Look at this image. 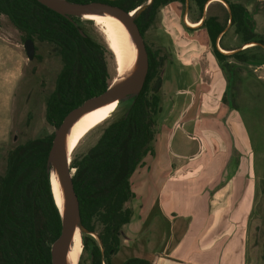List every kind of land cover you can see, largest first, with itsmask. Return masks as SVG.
Here are the masks:
<instances>
[{"label":"trees","instance_id":"1","mask_svg":"<svg viewBox=\"0 0 264 264\" xmlns=\"http://www.w3.org/2000/svg\"><path fill=\"white\" fill-rule=\"evenodd\" d=\"M66 1L102 3L128 13L143 7L134 20L142 37L156 19L159 8L170 3L184 6L191 1L199 11L200 27L206 31L221 70H231L225 62L228 58L240 63L250 59L235 51L227 56L217 50V39L224 33V27L216 17L202 18L204 7L211 0H151L148 6L147 0ZM223 2L227 6L226 20L234 27L242 45L264 48V37L254 32V21L246 8ZM0 16L21 34L23 41L48 43L58 52L62 66L45 106V121L53 128H58L65 116L86 100L103 94L115 79V63L112 71L107 56L113 61L114 58L107 45L93 41L82 29L84 21L93 24L91 21L62 17L35 0H0ZM146 52L148 69L144 84L140 91L124 98L128 101L125 113L102 130L95 145L81 159L70 162L79 224L84 231L78 264L84 253L89 264H112L121 245L122 228L133 215L130 178L142 160L153 154L158 135L156 118L161 112L157 95L159 80L153 89L149 84L158 63L157 54L148 49ZM222 103L230 111L234 109L226 101L225 93ZM52 139L53 135L27 141L7 153L4 173L0 176V264H51L50 248L62 229L49 182ZM124 264L150 263L129 259Z\"/></svg>","mask_w":264,"mask_h":264},{"label":"crops","instance_id":"2","mask_svg":"<svg viewBox=\"0 0 264 264\" xmlns=\"http://www.w3.org/2000/svg\"><path fill=\"white\" fill-rule=\"evenodd\" d=\"M223 1L243 5L254 21V32L258 33L259 20L264 18L259 15L264 10V0H211L205 5L202 18L208 8L219 7ZM180 6L170 3L159 8L157 18L163 24V35L174 43L177 80L181 74L188 75L190 95L186 107L192 114L188 122L193 125V133L188 137L180 132L177 140L185 141L181 149L186 151L187 144L195 143L200 162L168 158L165 167L159 164L151 169L145 164L139 168L137 173L144 174L148 181L153 171L152 192L145 198L134 192L133 215L122 228L121 245L112 264H124L129 259L150 264H248L255 204L251 170L245 163L248 141L241 123L237 127L235 116L228 111L217 116L223 108L227 82L211 52L206 31L200 27V16L192 23L187 19L188 13L182 12L180 24L177 18ZM185 6L192 11L196 8L191 1ZM186 22L198 26L190 27ZM228 31L224 28L217 39V48ZM237 37L235 34L238 40ZM226 126L234 138L235 148L231 150V146L224 147L229 133ZM159 134L160 131L156 138ZM166 149L172 153L169 140ZM234 155L239 156L238 163L231 162ZM134 203H138L137 208Z\"/></svg>","mask_w":264,"mask_h":264},{"label":"rangeland","instance_id":"3","mask_svg":"<svg viewBox=\"0 0 264 264\" xmlns=\"http://www.w3.org/2000/svg\"><path fill=\"white\" fill-rule=\"evenodd\" d=\"M147 1L149 2V0ZM138 9L134 18H137L142 10V8ZM182 12L188 13L187 19L192 23L200 16L197 8L192 11L191 7L181 5L177 14L180 24H182ZM251 12L257 13V11ZM259 15L264 17V10L261 9ZM211 16L216 17L224 28L230 29L221 39L219 48L216 47L217 50L227 56L235 51L239 55L244 54L250 57L244 63L233 58L226 59L225 62L230 64L231 70H222L224 80L227 82L225 99L233 104L234 109L230 111L226 104H222L224 109L222 108L221 113H218L217 116L228 114L227 111L232 114L231 116H235L237 127L241 123L248 141L246 153L249 151V154L244 162L251 170L255 187V204L251 225L254 234L251 233L250 239H248V264H264V48L255 47L253 44L250 48L245 49L238 35V40L235 39L234 27L226 20L227 6L225 3L219 7L208 8L205 18ZM258 24L257 34L262 37L264 36V18L259 20ZM82 29L93 41L105 43L104 36L94 24L84 21ZM163 32V24L156 16L154 22L143 33L146 49L157 54L158 66L149 88L153 89L157 86L156 83L159 80L157 95L160 100L159 105L162 107L161 113L156 118L160 134L153 145V154L147 155L142 160V165L135 170L130 178V188L133 194L136 192L144 198L151 195L154 175L152 171L149 182L144 174L137 173L140 172L139 168L145 164L152 169L159 164L165 167L168 158L178 162H200L197 156L198 147L195 143L187 144L189 150L186 151L181 149V145L185 144V141L183 140L181 143V140H177L180 132L183 136L185 134L188 137L193 133V125L188 122L192 114L186 107L190 90H188L186 81L188 75L181 74L179 81L177 80L175 68L178 65L173 56L174 43L167 40ZM23 43L21 34L7 19L0 16V176L4 173L8 151L27 141L51 136L55 132V128L45 121V106L49 95L53 92L56 77L62 66L58 52L52 45L35 40V54L33 59L28 61L23 50ZM220 49L229 54L221 52ZM107 58L109 67L114 71V61L109 54ZM114 76L115 73H112L113 78ZM127 105L128 101L122 99L110 118L89 132L79 142L71 159H81L95 145L102 130L125 113ZM185 111L187 114L182 117ZM226 129L229 133L225 137L224 147L231 146V150L235 148L234 138L232 134L230 135L227 126ZM169 136L170 139L167 138ZM228 137L229 139H227ZM168 140L170 143L172 142V153L166 149ZM236 144L238 146V143ZM176 155L181 158L176 159ZM238 161V155L231 157V162L238 163ZM146 184L148 186L145 188ZM137 207L138 203H134V208ZM82 233L84 231L81 232L80 237ZM91 237L97 240L94 235ZM254 241L257 244L255 247ZM80 264H89L86 253L82 254Z\"/></svg>","mask_w":264,"mask_h":264},{"label":"water","instance_id":"4","mask_svg":"<svg viewBox=\"0 0 264 264\" xmlns=\"http://www.w3.org/2000/svg\"><path fill=\"white\" fill-rule=\"evenodd\" d=\"M50 11L68 18V17H79L83 14H109L117 17L127 28L137 50L138 57L140 59V70L138 76L127 83L121 84L111 89L112 81L108 89L101 95L86 100L82 105L69 112L58 128L55 129L51 147L49 150V182L51 186V194L53 197L54 204L57 208L59 216L62 221V229L60 236L51 245L50 258L51 264H63L64 250L66 241L68 240L72 230L75 226H79V209L76 195L73 190L72 184V169L70 164L66 163L64 154L62 152L64 136L73 123V121L81 114L88 112L102 103H109L115 100L119 102L137 93L142 88L148 69L147 52L144 44L143 37L141 36L136 24L135 19L131 18V12H125L118 7L106 5L102 3H90V4H76L66 0H35ZM151 3V0L147 3V6ZM141 12L143 11V7ZM140 12V13H141ZM139 13V14H140ZM82 19V18H81ZM23 50L25 52L28 61H31L35 54V47L32 40H25L23 43ZM55 171L62 187V190L66 194V211L64 218L61 216L60 211L56 205L51 184L52 172ZM81 228V227H80ZM82 229V228H81ZM83 231V229H82Z\"/></svg>","mask_w":264,"mask_h":264},{"label":"bare ground","instance_id":"5","mask_svg":"<svg viewBox=\"0 0 264 264\" xmlns=\"http://www.w3.org/2000/svg\"><path fill=\"white\" fill-rule=\"evenodd\" d=\"M139 11L130 13L131 18ZM83 20L91 21L99 28L104 36L107 48L112 53L116 68V77L112 81L111 89L134 80L140 70V59L137 54L136 46L126 28V26L115 16L109 14H83ZM190 27H196L198 24L186 22ZM253 44L244 46L245 49L250 48ZM221 51V50H220ZM225 54L228 52L221 51ZM119 100L109 103H102L92 110L79 115L67 130L62 146V152L66 163L70 164L71 154L78 146L79 142L93 129L107 121L116 111ZM52 192L56 205L64 218L66 211V194L62 190L57 174L52 172L51 176ZM82 229L75 226L68 240L66 241L64 250L63 264H77L81 253V237Z\"/></svg>","mask_w":264,"mask_h":264},{"label":"flooded vegetation","instance_id":"6","mask_svg":"<svg viewBox=\"0 0 264 264\" xmlns=\"http://www.w3.org/2000/svg\"><path fill=\"white\" fill-rule=\"evenodd\" d=\"M246 46V45H245ZM248 49V48H247Z\"/></svg>","mask_w":264,"mask_h":264}]
</instances>
